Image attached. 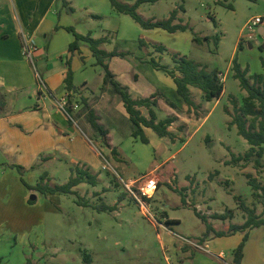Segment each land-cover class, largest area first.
Listing matches in <instances>:
<instances>
[{"label": "rangeland", "instance_id": "obj_1", "mask_svg": "<svg viewBox=\"0 0 264 264\" xmlns=\"http://www.w3.org/2000/svg\"><path fill=\"white\" fill-rule=\"evenodd\" d=\"M221 1L223 4H216L215 0L156 1L158 3L147 4L141 9L146 16L160 20L168 18L174 7L184 10L181 11L180 23L188 26L186 32L159 30L160 33L155 34L158 31L154 30L144 36V29L129 16L117 15L112 11L105 14L104 19L110 21L104 22V28L110 27L113 21L111 16L122 18L119 19L122 29L119 35L124 37H114L110 44H102L101 47L113 51L117 44L119 51L141 60L149 59L147 52L152 49L147 44L141 45L140 40L162 43L165 51L161 54L154 52V59L166 63L171 60V54L179 53L202 63L209 70L220 71L224 77L223 95L216 103H203L199 91L194 89L190 97L198 105L197 108H189L182 101L180 104L173 101L172 105L158 95L155 98L157 119L174 116L176 121L169 127L174 139L159 137L147 129L144 131L148 139L146 144L131 135L132 124L109 85L102 84L100 92L89 96L87 105H83V96L73 95L70 101L72 121L90 139L93 150L98 154L101 182L95 187L85 183L79 185L75 191L77 195L60 193L44 202L38 199V210L28 213L27 222L32 225L31 240L45 235L47 249L58 248V255H55V250H48V254L46 251L40 257L36 253L38 250L33 249L35 244H32L28 247V256L22 259L24 244L19 241L20 238L16 239V243L13 240L14 236L19 237L20 229L16 226L12 230L15 232L12 242L0 243L1 264H84L85 253L90 255L91 264H198V255L207 258L206 264L231 261V248L228 246H207L208 252L194 246L202 245L207 239L206 226L194 210L204 216L209 224L215 225V231L223 228L228 231L226 221H232L234 225L243 224L246 215L240 207L241 203L255 208L258 215L262 212L263 205L254 197L247 175L264 186V146L260 169L255 168L253 162L244 164L231 161L249 149L248 143L238 135L236 126L231 124L234 116L231 99L241 106L246 96L239 81L233 77L231 65L235 58L242 70L248 69L247 77L263 72L260 57L264 52L259 50L258 45L264 40V34L261 36L258 31L260 27L264 28V23L252 28L247 27V23L255 17L264 18V0ZM102 25V22L96 21L92 26L93 37L102 36ZM214 36L219 37L217 44ZM194 37L200 38L201 42L191 41ZM239 41L241 48L238 47ZM151 45L155 47L152 42ZM86 59L90 63L95 62L93 57ZM129 60L123 61L129 63ZM89 61L85 69L76 68L74 75L77 83L81 76L89 77V83L93 84L101 79L102 68L97 65L96 70L91 69L87 65ZM149 64L141 62L135 71L144 74L149 70L143 75L149 80L163 77L162 73L151 70ZM35 65L38 67V64ZM149 73L153 76H149ZM37 81L39 89L44 90L42 82ZM166 85L162 83L160 87L167 89ZM85 89L81 85L78 92ZM107 103L112 107L109 111L103 109ZM75 104L77 109L73 107ZM92 105L97 109L98 124L107 131L108 142L112 141L109 147L86 120L87 110ZM141 110L146 115V111ZM205 115L208 117L200 125ZM113 145L116 155L110 152ZM43 169L52 178V185L66 183L70 175L68 167L63 164L48 163ZM147 174L155 176L158 187L146 199L150 213L144 215L126 192L121 180L137 179ZM186 184L189 186H182ZM78 201L87 205H79ZM101 204L109 207L115 205L116 209L99 211L97 208ZM44 205L45 208L52 206L54 211L44 213ZM214 214H224L228 218L215 219L212 217ZM167 217L177 221L168 225ZM9 224L14 223L11 221ZM167 236L176 240L177 251L168 246ZM249 245V254L253 256L256 250L252 243ZM220 250L225 255L221 258L223 261L217 256ZM186 251L187 255L183 253ZM191 255L194 260L186 257Z\"/></svg>", "mask_w": 264, "mask_h": 264}, {"label": "crops", "instance_id": "obj_2", "mask_svg": "<svg viewBox=\"0 0 264 264\" xmlns=\"http://www.w3.org/2000/svg\"><path fill=\"white\" fill-rule=\"evenodd\" d=\"M63 1L66 6H64ZM120 1L131 5L136 0ZM167 1L170 0H160L158 2ZM147 4L150 3L139 5L137 13L145 20L160 21L156 17L146 16L141 11ZM68 8L71 10L67 11ZM174 9L178 10V20L174 21V24L185 25L180 23L182 10L174 7L171 11ZM110 11L116 13L112 9L109 0H0V243L10 244L15 235L12 230L18 226L20 229L19 237L14 236L15 239L13 240L16 243V239L20 238L19 241L24 244V251L21 254L22 259L28 256V247H31L32 244H35L33 249L38 250L36 253L40 257H43L46 251L48 254V250H55V255H58L59 249L51 247L47 249L48 241L45 235H41L39 239L31 240L32 225L27 222L29 221L28 213L38 210L39 204L37 203L39 202L37 200L40 199L41 202H44V200L51 199L54 194L42 195L28 190L21 182L20 174L15 166H21L26 170L23 179L31 186L37 183L40 174L45 172L44 166L48 163L59 164L60 166L62 164L66 165L69 171L74 166L88 168L90 173L97 175L98 183L101 182V175L98 171L100 161L98 154L93 150L92 142L74 121L69 119L61 106L67 100L71 101L73 95L83 96V99H87L86 102L88 103L90 95L100 92L103 84V75L100 73L101 79L95 84L89 83V77L84 76H81L79 83H77L74 75L75 70L81 67L85 69L86 62L89 61L86 58L90 59L93 56L88 45L83 42L79 44V51L68 52V45L74 41V36L65 28L72 27L80 35L89 34L92 38L99 39L93 37L91 28L96 21H100L103 24V34L100 38L106 39V42L103 43L104 45L110 44L114 37L121 39L124 37L119 35L122 30L119 19L122 18L111 16L113 21L110 27L104 28V22L110 21L104 19L106 18L105 14ZM123 21L127 22L126 18H123ZM261 28H259V31ZM154 30L158 31L155 32V34H158L160 33L159 30L163 29H144L142 34L145 36V34H150ZM21 32H25L36 47L33 63L22 54ZM180 32H186V30ZM151 42L154 45H163L162 43L146 39L144 45L147 44L149 49H152L151 52H147L149 59L154 60L159 65L167 66L170 70H175L172 59L166 63H160L159 60L154 59V52L160 54L161 52L156 50L151 45ZM101 46V49L111 52L110 48L105 49ZM117 46L116 44V48L113 51L126 54L124 51H119ZM128 58H130L129 63L123 61ZM149 59L142 58L137 60L126 54L125 56L111 57L106 61V64L113 75V79L121 86L127 88L133 99L160 95L169 103L173 104V101L174 103H182L175 93L176 87L173 79L162 70L150 65ZM66 60H70L72 71L73 89L69 91L64 87V78L68 69ZM141 62L148 63L151 70L162 73L164 78L159 76L157 79L149 80L148 77L143 76L149 70L144 74H138L135 68ZM35 64H38V67ZM87 65L93 70L97 69L96 61L93 63L89 61ZM175 74L179 75L176 71ZM150 75L153 76V74L149 73ZM223 78L222 75V81ZM37 80L42 82L44 90L39 89ZM159 80L167 84V89L160 87L162 83ZM81 85L83 89H86L84 92L79 93L78 89ZM93 85L98 87L92 89ZM194 89L197 88L189 87L190 95ZM198 91L202 99V93L200 90ZM114 97L118 98L116 95ZM219 99L211 101L216 103ZM202 101L203 103L206 102L203 99ZM120 105L122 106L121 102ZM89 108L97 114L95 106L92 105ZM103 109L109 111L112 107L108 104ZM227 110L225 112L228 114L229 111ZM207 117L208 115H205L201 119L200 125L205 122ZM147 129L144 128V131ZM49 179L51 180L52 178L49 177ZM50 184L52 185L53 183L50 181ZM182 186L188 187L189 185ZM190 186L192 187V184ZM77 187L73 190L76 191ZM32 194L36 196V202L30 204L28 200ZM49 210L54 211L51 206L46 207L44 213L49 212ZM171 220L175 219L167 217V221ZM11 221L14 224H9ZM166 224L170 225L172 223ZM226 224L228 226L234 225L232 221H226ZM211 226L216 229L215 225L211 224ZM25 229H27V233ZM225 229L223 228L221 231H226ZM245 233L247 234V239L244 243L243 258L240 264H264V241L261 239L263 238L264 240V225L247 229L245 232L236 231L222 237L209 234L202 245H193L203 252H208V250L206 251L207 246L211 245L212 247L228 246L231 248L230 262L221 260L225 256L221 250L217 256L224 264H233V251L242 241ZM167 237L169 238L168 246L175 249L177 247L175 244L176 240L171 239L169 236ZM250 243L254 245L253 248L256 250L253 256L249 254ZM175 250L177 251V248ZM24 252H27V254ZM187 252L183 253L187 255ZM186 257L194 260L192 255ZM196 259L198 264L207 263V258L201 255H198ZM182 264L185 263L182 262Z\"/></svg>", "mask_w": 264, "mask_h": 264}, {"label": "trees", "instance_id": "obj_3", "mask_svg": "<svg viewBox=\"0 0 264 264\" xmlns=\"http://www.w3.org/2000/svg\"><path fill=\"white\" fill-rule=\"evenodd\" d=\"M112 9L118 14H124L131 17L136 23L140 25L143 29H154L160 28L169 33H174L176 31H185L188 29L187 25L174 24V21L178 20L177 14L178 10L174 9L170 12L169 18L166 20L153 21L145 20L137 13V7L143 3H154L159 0H136L134 4H125L120 0H109ZM216 4H223L221 0H215ZM64 6H66L63 1ZM231 7V6H230ZM232 8V7H231ZM71 9L68 8L67 11ZM67 31L71 32L74 36V41L68 45V52L73 53L79 51V44L81 42L86 43L91 51L96 64L103 69V85H109L111 91L116 95L122 103L123 109L128 116L130 123L132 124V136L134 138H139L142 143H148V139L144 134V128L151 129L159 137H166L170 140L174 139V134L169 131V127L176 121L174 116H167L162 120H158L155 108L157 102L155 100L156 95H152L149 98L133 99L128 92V89L121 86L117 81L113 79V75L108 69L106 61L114 56H125V53H118L116 51L106 52L101 49L100 46L106 42L105 38L94 39L89 34L83 36L74 31L72 27L65 28ZM204 39H208L205 37ZM215 44L218 43L219 37L214 36ZM193 42L200 43V38L194 37ZM140 44L144 45V42L140 40ZM242 43L239 41L238 47L241 48ZM156 50L159 52L165 51L163 45H155ZM261 52H264V40L258 45ZM171 59L174 63V69L170 70L167 66L159 65L154 60H150V64L159 70L165 72L168 76L173 79L176 87V95L179 99L189 108H197L198 106L194 104L190 97L189 87L197 88L202 93V99L209 102L213 99H219L223 93L224 85L222 78L220 77V71L218 70H208L207 66L195 62L179 53L171 54ZM67 72L64 78V87L66 90L73 89L72 84V71L70 67V60H66ZM260 64L262 68V73L253 74L247 77L248 69H241L240 65L237 63L236 59L232 60L231 70L233 71V77L239 81V86L242 90L246 92V96L242 99V105L237 106V102L231 99L232 108L234 111L233 119L231 124L235 125L237 128V133L240 135L249 145V149L243 155L233 157L231 159L232 163L243 162L244 164L253 162L255 168L260 169L262 167L261 157L263 155L264 146V56L260 57ZM175 71L179 75L175 74ZM83 105H87L86 100L82 99ZM71 102L66 101L65 112L70 117L72 116ZM174 105V104H172ZM146 111V115L143 114L142 110ZM72 118V117H71ZM250 118V121H248ZM71 120V119H70ZM86 120L93 130L99 132L102 137L103 142L107 147L110 146V142L107 140V131L98 124V117L96 116L94 110L88 108L86 114ZM113 155H116L115 147L110 149ZM18 173L20 174V180L24 186L31 192H38L42 195H53V194H72L77 195L73 189L80 184H87L92 187L97 186V175L90 173L88 168H83L80 166H74L70 168V176L66 183L61 185H51L49 176L46 172L40 174L38 181L35 185L31 186L25 182L23 179L24 168L21 166H15ZM248 184L253 190V195L255 198L259 199L263 205L262 212L258 215L255 212V208H249L244 203L240 204L241 209L245 213V221L241 225H230L228 231H215L211 224H209L205 217L199 212L194 210L196 215L201 219V221L206 226V236L208 234H213L216 237H222L230 235L233 232L240 231L245 232L247 229L254 227H259L264 225V186L259 184L255 178H251L247 175ZM105 191V190H104ZM183 203H185L182 198ZM28 202L33 204L36 202L29 199ZM79 205L86 206L87 204L78 201ZM99 211H113L116 206H106L101 204L98 208ZM215 219L225 220L228 217L226 215L214 214L212 216ZM176 220L167 221V223H175ZM247 239V234L245 233L242 241L233 251V264H240L243 258V248L244 243ZM85 253V252H83ZM84 264L91 263L90 255L86 254L83 256ZM29 264V262H27Z\"/></svg>", "mask_w": 264, "mask_h": 264}, {"label": "built area", "instance_id": "obj_4", "mask_svg": "<svg viewBox=\"0 0 264 264\" xmlns=\"http://www.w3.org/2000/svg\"><path fill=\"white\" fill-rule=\"evenodd\" d=\"M264 18L263 17H255L251 21L247 23V27H257L261 24H263ZM21 39V49L23 56L33 63L34 60V53L36 51L35 45L30 41L29 36L25 32H21L20 34ZM220 77L222 78V75L220 74ZM64 113L66 108V102L63 103L61 106ZM75 109L78 108V106L75 104L73 105ZM72 107V108H73ZM73 108V109H74ZM69 119L72 120V116L70 117L67 115ZM105 168V167H103ZM122 185L124 186L126 192L130 196L131 199L135 201L137 206L139 207L142 214L146 215L145 213L149 214L150 211L148 209V205L146 204V199L150 197V195L154 192V190L158 187V181L156 180L155 176L153 174H147L145 176H141L137 179H130V180H121Z\"/></svg>", "mask_w": 264, "mask_h": 264}, {"label": "water", "instance_id": "obj_5", "mask_svg": "<svg viewBox=\"0 0 264 264\" xmlns=\"http://www.w3.org/2000/svg\"><path fill=\"white\" fill-rule=\"evenodd\" d=\"M259 32V34L262 36L263 35V33H264V30H263V27L261 28V30L260 31H258ZM36 198V196L33 194V195H31L30 196V198L29 199H31V200H34Z\"/></svg>", "mask_w": 264, "mask_h": 264}]
</instances>
